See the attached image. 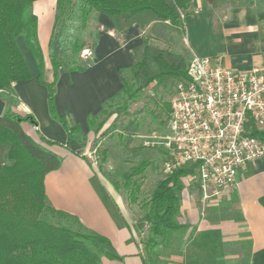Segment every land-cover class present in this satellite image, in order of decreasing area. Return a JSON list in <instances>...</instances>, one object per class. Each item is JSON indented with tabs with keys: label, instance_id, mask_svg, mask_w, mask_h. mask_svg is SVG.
Returning a JSON list of instances; mask_svg holds the SVG:
<instances>
[{
	"label": "trees",
	"instance_id": "1",
	"mask_svg": "<svg viewBox=\"0 0 264 264\" xmlns=\"http://www.w3.org/2000/svg\"><path fill=\"white\" fill-rule=\"evenodd\" d=\"M35 1L0 0V98L6 104L0 116V264H100L104 257L119 258L110 249L108 239L85 227L76 215L54 208L45 194L44 176L62 162V157L49 148L58 143L42 136L43 144L32 139L21 123H35L34 118L11 110V102H18L12 83L32 76L19 41L31 52L37 79L47 88L50 114L65 128L68 142L75 140L85 146L87 132L59 116L54 101L59 70L82 71L91 63L81 57L91 17L108 16L119 33L134 24L150 28V36L143 40L140 60L120 69L121 87L102 103V109L109 104L111 113H117L127 110L152 83L167 88L186 78L185 57L151 44L150 39L168 41L178 33L182 17L191 13L192 0H56L47 51L52 69L50 82L44 79L45 58L38 40ZM232 1L242 6L254 4L253 0ZM91 36L93 50L98 32ZM162 107L163 113L152 115L158 125L165 124L168 118L169 101L163 102ZM98 119L99 113L88 116L89 131L100 129L104 120ZM137 127L138 123L133 128ZM252 134L264 141V130H253ZM150 164L148 160L135 162L123 174L121 185L130 203L137 204L147 215V235L141 244L143 264H168L172 254H180L188 229L178 219L181 177L186 171L165 175L141 197L144 174ZM209 236L216 238L213 232ZM232 264H249V254Z\"/></svg>",
	"mask_w": 264,
	"mask_h": 264
},
{
	"label": "crops",
	"instance_id": "2",
	"mask_svg": "<svg viewBox=\"0 0 264 264\" xmlns=\"http://www.w3.org/2000/svg\"><path fill=\"white\" fill-rule=\"evenodd\" d=\"M253 1L255 4L257 0ZM191 6V13L206 9L213 12L211 19L217 14L207 0H192ZM252 6L231 4L222 9V17L217 14L223 22L222 30L236 45L228 52L230 54L200 56L233 71L261 65L264 61V8L253 10ZM96 27L98 41L88 55L91 63L82 71L61 68L55 85L56 112L79 125L82 132H87V137L92 133L88 130V116L98 114L102 103L121 87L120 69L140 60L144 45V29L137 24L119 33L108 16L99 14ZM19 44L32 76L12 83L18 99L15 111L31 115L35 120V123H21L26 134L42 144L41 136L57 142L58 145L49 148L62 157L60 166L44 176L49 203L76 215L85 227L108 239L110 249L119 258L104 257L100 264H143L141 244L147 235V215L142 212L131 216L114 195L105 192L109 189L90 167L85 146L75 140L68 142L65 128L50 114L47 88L37 79L34 58L22 40ZM46 47L48 51V42L41 47L43 54ZM45 54L44 79L50 82L52 69ZM222 201L225 208L220 211L231 212L233 216L204 217L199 215L195 193L192 190L181 193L178 219L187 224L188 229L179 248L180 254H172L167 259L168 264H188L197 259L201 264L211 260L214 264H232L246 253L249 264H264V157L239 169L235 187ZM212 232L215 239L209 236Z\"/></svg>",
	"mask_w": 264,
	"mask_h": 264
},
{
	"label": "built area",
	"instance_id": "3",
	"mask_svg": "<svg viewBox=\"0 0 264 264\" xmlns=\"http://www.w3.org/2000/svg\"><path fill=\"white\" fill-rule=\"evenodd\" d=\"M169 103L164 127L141 135L142 144L162 151L164 175L186 171L181 193L192 190L205 210L235 187L239 169L264 157L252 134L264 130V61L233 71L194 53Z\"/></svg>",
	"mask_w": 264,
	"mask_h": 264
},
{
	"label": "rangeland",
	"instance_id": "4",
	"mask_svg": "<svg viewBox=\"0 0 264 264\" xmlns=\"http://www.w3.org/2000/svg\"><path fill=\"white\" fill-rule=\"evenodd\" d=\"M232 2V0H215L214 5L208 3L222 17V9L233 4ZM55 5L56 1L54 0H37L33 3V11L38 17V39L43 47L47 44L52 32ZM252 7L253 10L264 8V2L257 0ZM190 9L192 10V6ZM212 13L204 9L197 13L184 15L179 32L173 34L170 40L163 41L151 38L150 43L162 49L169 48L175 53L183 55L186 63H188L194 53L199 56H212L218 53L222 54V52H231L236 48V45H233L230 40L232 38L229 35L226 36L225 31L222 30L223 22L221 18L215 13V19H211ZM87 27L85 34L87 45L81 51V57L85 62H90L87 55L90 54L93 43L91 34L97 31L95 15L91 17ZM146 36H150L149 27L144 28V37ZM85 51H87L86 58L82 55ZM44 54L47 57V47L46 51L44 49ZM174 85L175 83L164 88L162 85L152 83L144 90L141 98L133 102L125 111L111 113L112 105L104 106L99 112V119L104 120L103 125L100 129L94 130L86 140L84 151L90 167L98 176L103 178L107 189H109V191L105 189V192H110V195H114L119 204L131 216H137L143 211L137 204L130 203L127 192L123 190L121 185L122 176L137 161L148 160L151 163L144 174L141 197L145 196L153 188L156 181L165 176L161 172L162 151L157 148L144 147L142 144L143 139L140 136L149 134L152 130H162L165 124L158 125L157 121L153 120L152 115L159 112L163 113L162 103L170 100ZM17 103L11 102L10 105L11 110L15 113H17L15 111ZM130 123L134 124L130 126V129H127L126 126ZM137 123L138 127L134 129L133 127ZM223 201L221 199L217 205L206 207L205 210L200 209L197 204L199 215L209 216L210 218L233 216L230 214L231 212L224 213V211H220L222 207H225L223 206ZM199 261L198 259L188 261V264H201ZM214 263L215 261L212 260L203 262V264Z\"/></svg>",
	"mask_w": 264,
	"mask_h": 264
},
{
	"label": "water",
	"instance_id": "5",
	"mask_svg": "<svg viewBox=\"0 0 264 264\" xmlns=\"http://www.w3.org/2000/svg\"><path fill=\"white\" fill-rule=\"evenodd\" d=\"M5 101L0 98V116L3 114L5 109Z\"/></svg>",
	"mask_w": 264,
	"mask_h": 264
}]
</instances>
